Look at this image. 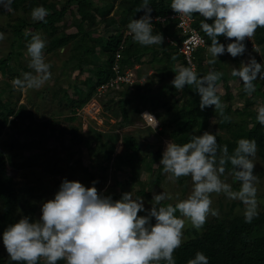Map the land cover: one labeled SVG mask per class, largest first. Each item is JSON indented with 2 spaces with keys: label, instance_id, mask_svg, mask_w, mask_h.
<instances>
[{
  "label": "trees",
  "instance_id": "16d2710c",
  "mask_svg": "<svg viewBox=\"0 0 264 264\" xmlns=\"http://www.w3.org/2000/svg\"><path fill=\"white\" fill-rule=\"evenodd\" d=\"M140 3L141 0H12L11 9L17 11L22 8L24 14L16 19L11 12L7 13L10 46L5 57L0 56V73L15 74L18 77L20 73L17 69L20 67L26 71L32 70L25 61L30 59L26 53V42L31 38L30 35H25L26 30L41 34L46 41V61L50 63L52 71L60 69L55 71L54 79L51 78L45 85V90L50 95L49 102L58 107L52 112L51 118H36L35 112L26 105H19L17 108L18 101L14 102L12 98L4 102L0 100V236L10 223L23 215L36 219L39 204L30 197L31 188L34 186L16 184L8 173V165H18L15 149L28 145L40 148L45 146L47 142L44 140H48L46 136L49 132L56 134L57 138L62 134H69L70 141L76 145L73 152L62 145L68 158L73 156L75 150L80 152L82 148H87L97 171L82 167V176L87 178V182L96 180L98 191L106 185V170L110 164L114 172L129 170L130 181L140 184H143L140 178L143 170L156 173L151 184H159L163 178L162 165H159L163 139L169 138L174 142L183 143L192 135L201 134L205 130L216 133L218 143L227 145L229 154L236 147L238 138H254L257 142L256 154L264 163V126L255 119L256 111L253 109L256 101L264 103V80L254 81L255 91L251 95L244 91L240 81L239 100L242 106L235 108V87L230 82L233 76L227 73L219 59L214 64L208 63L211 57L207 46L211 41L200 28L203 17L192 14L190 17L193 19V26L207 41L205 46L199 47L195 52L196 72L198 75L210 70L224 73L217 82L220 87L217 94L222 101L223 113L214 105L201 110L200 96L193 85L176 89L170 83L180 65L189 66L178 51L183 35L177 26L178 19L172 16L176 12L169 7L170 0H149L153 9L151 16H165L164 20H152L153 32H160L163 36L161 44L152 45H141L134 41L127 29V24L132 18L143 15V9L136 11ZM38 5H43L48 10L43 21L33 20L31 17V10ZM254 38L258 45L256 48L261 50L262 55H258L256 48H252L247 42L246 50H254L257 61L264 62V27L257 28ZM219 41L228 42L223 35L219 37ZM119 50L122 69H135L137 78L131 83L120 81L101 91L100 86L116 76L113 65ZM232 60L234 66L240 65V56L232 57ZM136 64H145L147 69L135 68ZM151 68L154 71L149 74L148 69ZM75 70L78 71L71 79L70 72ZM41 93L40 96L43 91ZM93 97L97 98L101 105L100 114L105 122H109L111 117L121 118L127 124L134 123L139 118L144 120L142 112L147 109L159 122V142L155 149H146L138 135L125 133L121 138L122 149L114 155L118 133L110 139L107 132L100 130L91 123L92 121L87 130H82L81 120L78 124H75V121L79 120V111ZM11 114H15V119H20L22 123L26 122L23 123L24 128H18L20 136L29 135L32 140L26 142L21 138H14L15 135L10 142L3 139L2 132L9 125ZM25 115L28 116L24 117ZM213 115H218L219 120L214 129L210 130V118ZM15 119L12 123H18ZM93 122L97 123V120L94 119ZM34 137H37V141ZM77 162L81 165L80 158L76 159ZM65 169L66 167L61 166L56 170L65 173ZM231 169L232 165L227 162L225 172L231 173ZM70 170L76 171L72 167ZM102 172L103 174L99 175ZM183 178L184 176L178 179L185 185ZM232 186L236 189L238 183ZM107 188L104 194L112 195L114 199H119L122 193L128 192L126 181L115 180L113 185ZM146 190L147 188L141 186L135 192L136 196H150L151 191ZM169 202L171 201L166 200L162 203ZM258 210L259 215L250 223L245 222L243 213L228 212L207 219L200 230L190 226V231L186 232L190 235L174 250L176 264H186L197 250L203 251L209 257V264H264V208ZM0 264L18 262L10 261L9 254L0 247ZM39 264H45V258L41 257ZM57 264H65V261L58 260Z\"/></svg>",
  "mask_w": 264,
  "mask_h": 264
},
{
  "label": "clouds",
  "instance_id": "9594fccd",
  "mask_svg": "<svg viewBox=\"0 0 264 264\" xmlns=\"http://www.w3.org/2000/svg\"><path fill=\"white\" fill-rule=\"evenodd\" d=\"M11 4L12 0H0V8L8 9ZM169 7L182 16L203 17L200 28L211 41L207 46L209 64L215 63L218 54L242 56L246 51L245 38L264 27V0H170ZM141 9L143 15L127 24L132 39L141 45L161 44L162 34L153 32L149 0H141L136 11ZM47 14L43 5L31 10L33 20L43 21ZM25 35L31 37L26 42V53L32 70L13 78L12 83L20 88L39 89L52 75L44 55L46 41L40 33L26 30ZM221 35L227 43L219 41ZM4 36L0 32V40ZM223 75L218 70L198 75L192 66L180 65L170 83L176 89L193 85L200 96L201 110L214 105L223 113L217 94V82ZM231 75L238 77L244 91L251 95L254 81L264 80V62L249 55L238 67H232ZM149 113L147 109L142 112L143 121H147L144 114ZM11 116L15 114L9 116V121ZM255 119L264 126V103L256 105ZM256 153L254 138H238L229 154L228 146L220 145L216 133L207 130L192 135L187 142L169 140L159 165L173 183L182 176L191 178V191L185 197L165 204L162 202L172 199L170 193H153L151 207L146 208L143 197L134 198L131 192L114 199L98 191L96 180L85 186L79 180L62 178L53 197L42 202L38 218L21 216L5 228L0 238L9 260L18 264H39L41 257L45 264H57L61 259L65 264H176L173 253L183 243L185 224L200 230L209 215H219V210L212 207L213 193L242 202L247 223L259 215L258 177L253 171ZM227 162L232 165L234 180L239 181L238 189L222 179ZM141 212L145 214H138ZM186 264H209V257L197 250Z\"/></svg>",
  "mask_w": 264,
  "mask_h": 264
},
{
  "label": "rangeland",
  "instance_id": "374dc122",
  "mask_svg": "<svg viewBox=\"0 0 264 264\" xmlns=\"http://www.w3.org/2000/svg\"><path fill=\"white\" fill-rule=\"evenodd\" d=\"M51 1V0H50ZM53 1V0H52ZM28 2V1H27ZM26 2V3H27ZM8 12H11L12 15L17 19L22 14H24L23 9H19L17 11H13V9L8 8H0V32H3L5 34L4 39L0 40V56L5 57L6 52L8 50V47L10 46V32L7 30V22L9 19V16L7 15ZM113 14V11L111 12ZM70 18V17H69ZM258 47V45H257ZM258 50V48H256ZM249 55L255 56V51H248L246 50L245 53L240 56L241 60H247ZM258 55H262L261 50H258ZM47 57V56H46ZM148 57V54L146 55ZM238 57V56H237ZM218 59L221 61V65L225 66V70L227 71L228 74H231V69L234 66V62L232 60V56L229 55L228 53H225L223 55L218 54ZM28 63V60H25ZM239 66V65H238ZM142 68V70L147 69V65H139L136 64L135 68ZM58 68L57 70H59ZM18 72L20 73V76H22V72H25L26 70L23 68L17 69ZM57 70H51V77L49 78L48 81H51V78L54 79L55 77V71ZM78 70L71 71V79L76 75ZM132 74L134 75V79L137 78V72L135 69L131 70ZM153 69H148V73L152 74ZM15 74H9V75H4L0 73V100L8 101L10 98L12 100L18 101L17 102V108H19V105H26L28 109H31L32 111L35 112L36 118H51L52 117V112L54 111L55 108H58L56 104H51L49 102L50 95L48 91H46V83L40 87L39 89H31V88H20L12 83L13 78H15ZM142 79V78H141ZM61 81V80H60ZM231 84L235 87L234 89V95H235V102L233 106L235 108L241 107V100H239V93H240V85H239V78L238 77H232L231 78ZM220 90V87H218V91ZM43 91V95H39ZM14 94V95H13ZM42 94V93H41ZM19 96V99H18ZM92 101L93 98L91 99ZM260 100L256 101L255 104L253 105V109L256 111V105L260 104ZM92 109L93 106L92 104H89L85 106L84 110L80 112L79 120L75 121V124H78L79 121L81 120V129L82 130H87V128L90 126V121L91 123H94L96 126L100 128V130L107 132L108 136L110 139L114 138V134L118 133V139L116 141V151L114 152V155L121 151L122 149V135L125 133H134L140 137L142 140L143 145L145 146L146 149L153 151L155 149V146L157 142H159V138L157 136V128L155 126L156 123L149 124L147 121H143L140 118L135 120L134 123L127 124L125 121H122L121 118H115L111 117L109 122H104L103 124L99 125L98 120L97 123L93 122L95 117H93L94 114H92ZM212 109V108H211ZM101 112V110H100ZM28 115H25L24 117H27ZM12 117V116H11ZM62 122L65 123L62 117ZM15 117L13 116L11 120L9 121V125L6 127L5 131L2 132L3 139L5 138L8 142L12 141L13 136L15 135L16 137L14 138H21L25 140L26 142L32 140L31 136H23L21 137L18 128L21 126V128H24V124L26 122H21L20 119H15L18 121V123H12V120H14ZM219 120L218 115H213L210 118V130L214 129L215 125L217 124ZM93 125V124H92ZM147 125H150L148 128ZM51 132L47 133V143H45V146L37 147L35 145H28L24 148L21 149H15L17 153V161L18 165L17 166H12L8 165V173L10 176L13 177L15 180L16 184L19 186H34L31 188V198L39 204V211L36 215V218L39 217L40 215V208L41 204L44 200L52 198L54 193L57 191L59 184L62 181V178H67L70 180H79L82 182L85 186H91V181L82 176V167H89L91 171H97V167L95 164H93L90 155L88 153L87 148H82L81 151H77L73 153L72 157H67V152L65 149H62V145L65 146L66 148L70 149V152H73L75 149L74 143L70 141V136L68 133L62 134L61 137L57 138L56 134H50ZM13 138V139H14ZM34 140L37 141V137H34ZM171 139L169 138H164L162 141V147L164 149L165 144L167 141ZM80 158L81 160V165L80 163H76V159ZM255 160V166H254V174L257 175L258 181H257V201H258V209H263L264 208V163L261 161V159L256 156L254 157ZM113 160H111L112 163ZM56 163V164H55ZM59 164V165H57ZM57 165V166H56ZM56 166V167H54ZM64 166L66 167V172L61 173L57 172L56 169H59V167ZM155 166L157 164L155 163ZM74 168V170H70ZM52 168H54L52 170ZM64 170V171H65ZM108 174V179L106 182V185L102 187L100 192L104 194L106 190V186L110 188V185H113L115 180L121 181V182H127L128 185V192L132 193V196L135 198L137 196L143 197V201L145 203L146 208L151 207V198L153 193H159L162 191H166L171 194L172 199L170 200L171 202H175V200L180 199L185 197L190 191H191V185L192 181L191 178L188 176H184V181L185 185L177 179L174 183L169 181L167 179L166 173L163 172L162 176V181L157 184V183H152V180L155 179L156 173H151L149 171L143 170L140 178L141 181H143V184H139L136 182L130 181V176H129V170H120L118 172H114L113 166L110 164L108 169L106 170ZM57 172V173H56ZM70 172V173H69ZM100 173L99 175H102ZM115 176V177H114ZM222 179L226 180L227 182L231 183L232 185L234 183H238V188H239V181L234 180L233 176L229 172H225L222 176ZM130 181V183H129ZM150 182V183H148ZM145 187L147 190L151 191L150 196L149 195H137V189L140 187ZM107 188V189H108ZM236 188V189H238ZM234 189V187H233ZM119 191V188H117ZM146 190V191H147ZM212 207L217 208L219 210V215H222L223 213H230V214H235V213H243V208L244 205L242 202L239 200H232L227 198L223 193H213L212 194ZM234 203V204H232ZM232 204V205H231ZM179 215V213H177ZM215 216H208V220L214 218ZM190 223H186L184 227V238L183 240L187 239V237L190 235L186 232L190 231ZM0 247L3 250L5 249V246L3 245L2 239L0 238ZM7 253V252H6Z\"/></svg>",
  "mask_w": 264,
  "mask_h": 264
},
{
  "label": "built area",
  "instance_id": "2783aa9c",
  "mask_svg": "<svg viewBox=\"0 0 264 264\" xmlns=\"http://www.w3.org/2000/svg\"><path fill=\"white\" fill-rule=\"evenodd\" d=\"M173 17L177 18V26L180 28V31L183 35V40L181 42V44L178 47V51L179 53H181L185 60L187 61L189 66H192L193 69L196 71L197 68V63H196V59H195V52L196 50L201 47V46H205L207 41L206 38L199 32L198 29H196L193 24H192V17L190 16H182L179 15L178 13H174L172 15ZM153 20L154 19H161L164 20L165 16H155L152 15ZM245 42H247L249 44V46H251L252 48H256L257 44L255 42V38L254 35L251 38H245ZM123 47V45H122ZM121 57V50L117 51L116 53V60L114 62L113 65V69L115 70V77L112 78L109 82L104 83L100 86V90H104L106 87H108L109 85H114L120 81H130L133 82L136 79H134V75L132 74V69H127V70H123L122 66L119 62ZM95 99V100H94ZM93 100H90L88 103H86V105L89 106V104H92L93 109H92V114L93 117L96 118V120H98V123L101 125L104 123V118L100 115V104L98 103L97 99L95 97H93ZM83 106V108L79 111V113L84 110L85 106ZM145 119L147 120V122H149V124H152L153 122L156 123V118L149 114H144ZM155 118V119H154ZM159 126V122L156 124V128Z\"/></svg>",
  "mask_w": 264,
  "mask_h": 264
},
{
  "label": "bare ground",
  "instance_id": "6f19581e",
  "mask_svg": "<svg viewBox=\"0 0 264 264\" xmlns=\"http://www.w3.org/2000/svg\"><path fill=\"white\" fill-rule=\"evenodd\" d=\"M202 48V47H201Z\"/></svg>",
  "mask_w": 264,
  "mask_h": 264
}]
</instances>
